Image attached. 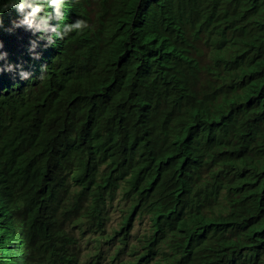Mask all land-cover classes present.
Listing matches in <instances>:
<instances>
[{"label":"trees","instance_id":"obj_1","mask_svg":"<svg viewBox=\"0 0 264 264\" xmlns=\"http://www.w3.org/2000/svg\"><path fill=\"white\" fill-rule=\"evenodd\" d=\"M0 264H264V0H0Z\"/></svg>","mask_w":264,"mask_h":264},{"label":"clouds","instance_id":"obj_2","mask_svg":"<svg viewBox=\"0 0 264 264\" xmlns=\"http://www.w3.org/2000/svg\"><path fill=\"white\" fill-rule=\"evenodd\" d=\"M86 25L84 24V22L82 21H78L75 25L76 28H81V27H85Z\"/></svg>","mask_w":264,"mask_h":264},{"label":"rangeland","instance_id":"obj_3","mask_svg":"<svg viewBox=\"0 0 264 264\" xmlns=\"http://www.w3.org/2000/svg\"><path fill=\"white\" fill-rule=\"evenodd\" d=\"M144 219H146V218H144Z\"/></svg>","mask_w":264,"mask_h":264}]
</instances>
